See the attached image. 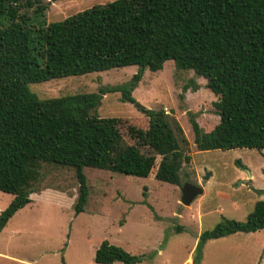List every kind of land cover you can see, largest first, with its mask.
<instances>
[{
	"label": "trees",
	"instance_id": "1",
	"mask_svg": "<svg viewBox=\"0 0 264 264\" xmlns=\"http://www.w3.org/2000/svg\"><path fill=\"white\" fill-rule=\"evenodd\" d=\"M46 9L38 0H0V192L12 196L0 211V233L31 203L42 164L73 170L75 214L87 203L86 168L146 178L157 166L155 180L181 185L190 156L180 142H187L163 110L144 109L143 121L91 114L108 93L135 104L131 94L144 71H161L167 61L203 78L216 98L219 122L211 130L189 118L198 151L264 150V0H114L47 24ZM130 66L137 71L128 82L58 102L52 112L51 102L29 91L30 84ZM259 230L264 199L244 221L223 219L202 232L193 264L206 241ZM145 259L107 241L93 258L96 264Z\"/></svg>",
	"mask_w": 264,
	"mask_h": 264
},
{
	"label": "rangeland",
	"instance_id": "2",
	"mask_svg": "<svg viewBox=\"0 0 264 264\" xmlns=\"http://www.w3.org/2000/svg\"><path fill=\"white\" fill-rule=\"evenodd\" d=\"M38 1L47 4L41 17L47 24L114 0ZM136 71L130 66L54 79L30 84L29 91L51 102L52 112L58 102L81 101L101 88L122 85ZM195 83L199 89L192 92ZM205 83L167 61L161 71H144L131 94L135 104L121 102L119 93H108L91 111L102 117L142 119L144 109L163 110L175 120L187 142H180V148L190 156L182 164L180 186L155 180L157 166L146 178L86 168L87 203L75 214L78 183L73 170L42 164L31 187V203L0 233V264H96L94 253L103 241L143 255L146 259L139 264H193L202 232L223 219L244 221L264 199V150L196 149L190 116L204 132L219 122L213 107L216 98ZM186 183L201 187L203 193L180 210V189ZM11 199L0 192V211ZM200 253L197 264H264V230L206 241Z\"/></svg>",
	"mask_w": 264,
	"mask_h": 264
},
{
	"label": "water",
	"instance_id": "3",
	"mask_svg": "<svg viewBox=\"0 0 264 264\" xmlns=\"http://www.w3.org/2000/svg\"><path fill=\"white\" fill-rule=\"evenodd\" d=\"M181 198H180V210L184 207H189L193 200L203 193V190L199 186H195L190 183H186L181 187ZM180 214L179 212L177 213Z\"/></svg>",
	"mask_w": 264,
	"mask_h": 264
},
{
	"label": "crops",
	"instance_id": "4",
	"mask_svg": "<svg viewBox=\"0 0 264 264\" xmlns=\"http://www.w3.org/2000/svg\"><path fill=\"white\" fill-rule=\"evenodd\" d=\"M187 262H190V258L187 259Z\"/></svg>",
	"mask_w": 264,
	"mask_h": 264
}]
</instances>
